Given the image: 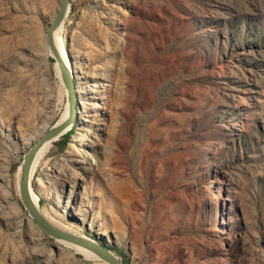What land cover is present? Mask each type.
<instances>
[{"label":"rangeland","instance_id":"1","mask_svg":"<svg viewBox=\"0 0 264 264\" xmlns=\"http://www.w3.org/2000/svg\"><path fill=\"white\" fill-rule=\"evenodd\" d=\"M59 3L0 0V264H93L16 186L66 108ZM61 37L77 116L30 181L46 212L126 264H264V0H69Z\"/></svg>","mask_w":264,"mask_h":264},{"label":"water","instance_id":"2","mask_svg":"<svg viewBox=\"0 0 264 264\" xmlns=\"http://www.w3.org/2000/svg\"><path fill=\"white\" fill-rule=\"evenodd\" d=\"M68 9L69 0H60L56 14L46 30V43L52 58L55 60L58 66L62 84L66 91L67 115L61 121L57 122L56 120L45 131V133L24 153L22 161L20 163V175L18 182L19 196L24 208L27 210L30 217L45 234L55 239L66 240L78 246H81L97 255L107 264H126L120 259L118 255H116L111 249L107 248L103 243L88 238L85 235L81 236L61 230L48 222L35 208L30 196L28 174L30 163L36 149L45 141L53 139L62 133L64 134L69 129H71L76 118V90L74 86L73 74L70 71L68 57L65 55V46L60 47L54 39V32L63 24Z\"/></svg>","mask_w":264,"mask_h":264},{"label":"bare ground","instance_id":"3","mask_svg":"<svg viewBox=\"0 0 264 264\" xmlns=\"http://www.w3.org/2000/svg\"><path fill=\"white\" fill-rule=\"evenodd\" d=\"M61 33H62V25L56 29V31L54 32V39L56 41V43L60 46L63 47L64 43L61 37ZM66 52V51H65ZM65 55L68 57V53L66 52ZM69 60V59H68ZM69 66H70V71L73 74V69L70 65L69 62ZM55 68L57 70V73L59 74L58 76H60L59 70H58V66L55 63ZM61 79V77H60ZM62 81V80H61ZM67 115V105L66 108L64 109V111L62 112V114L60 115L58 121H61L63 118H65ZM77 116V111L75 112V117ZM63 134V133H62ZM62 134L58 135L57 137L50 139L48 141H45L44 143H42L35 151L32 161L30 163V169H29V174H28V180H29V189H30V196H31V200L33 205L35 206V208L40 212V214L51 224H53L54 226H56L57 228L64 230V231H68L77 235H81L75 231H73L72 229H70L69 227H67L65 224L55 220L53 217H51L46 210L39 204L40 203V198H39V193H37L36 191L34 192L30 181L31 178L34 177V173L36 171V169L40 166V164H44L47 161V156L50 154L51 152V148H52V143L57 140ZM85 140V137H81L79 139V141ZM34 144V143H33ZM32 146V145H31ZM72 153H68L66 154L67 157L72 156ZM19 175H20V165L18 166L16 173H15V178H16V186L18 185L19 182ZM18 192H19V185H18ZM82 236V235H81ZM59 240L60 243H62L63 245L67 246L69 248L70 251H72L73 253H80L84 259L91 261L93 264H107L106 262H104L101 258H99L97 255L93 254L92 252L86 250L85 248L78 246L74 243H71L69 241L66 240H62V239H57Z\"/></svg>","mask_w":264,"mask_h":264},{"label":"trees","instance_id":"4","mask_svg":"<svg viewBox=\"0 0 264 264\" xmlns=\"http://www.w3.org/2000/svg\"><path fill=\"white\" fill-rule=\"evenodd\" d=\"M72 131V128L71 129H69L67 132H65L64 134H62V136H63V138L62 139H66L68 136H69V134H70V132ZM62 143V142H61ZM124 261V260H123ZM125 262V261H124ZM126 263V262H125Z\"/></svg>","mask_w":264,"mask_h":264}]
</instances>
